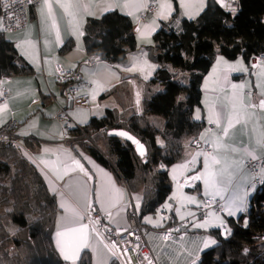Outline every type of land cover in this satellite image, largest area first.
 Returning a JSON list of instances; mask_svg holds the SVG:
<instances>
[{
  "label": "crops",
  "instance_id": "crops-1",
  "mask_svg": "<svg viewBox=\"0 0 264 264\" xmlns=\"http://www.w3.org/2000/svg\"><path fill=\"white\" fill-rule=\"evenodd\" d=\"M205 1L42 0L29 9V21L23 28L4 32L0 20V36L13 44L17 55L25 59L33 70L30 74H0V83L8 90L7 100L0 103V126L9 119L16 122L13 135L20 149L39 170L46 187L55 196L58 210L52 242L63 260L61 264H77L84 251L90 257V264H110L112 260L119 264L101 236L88 225L84 215L95 207L104 213L108 226L123 230L127 226V202L132 201L139 209L137 205L139 206L141 195L130 191L122 180L97 162L80 144L73 143L68 146L62 142L63 129L61 123L55 119L57 103L63 101L62 84L55 78L54 64L63 68H76L80 74L78 91L88 93L90 98L89 108L70 111L73 122L84 126L91 117L101 116L109 108L125 111L129 107L130 112L138 114L142 110L141 88L145 81L140 76L152 75L156 66L145 48L153 43L152 34L161 27L179 28L182 18L195 19L203 9ZM63 3L71 4L69 11L61 7ZM148 3H153L155 9L140 19V13ZM109 10H118L129 16L136 37V47L123 63L111 64L103 60L93 66L82 65L80 62L87 54L82 39L85 25L90 18L98 17ZM66 44L69 46L64 49ZM4 76L9 77V80H5ZM113 86L116 87L115 92H105ZM239 99L243 101V105L252 102L258 105L264 99V63L253 67L240 56L228 59L216 54L200 83V105L193 109L192 117L204 123L217 118L220 122H214L216 127L212 130L204 125L195 138L184 141L183 153L186 151L189 159L180 175L185 177L186 173L194 170V176H186V183L181 187L177 185L176 204H172L170 214L167 216L163 214L166 209L161 210L163 224L149 226L141 221L143 215L140 218L148 227L146 238L158 264H191L196 261L205 249L201 248L200 241L205 232L218 227L223 233L220 221L225 222L226 217L230 216L229 208L234 212L231 216L237 215L235 204L238 203L229 201L235 184L243 175L245 179L238 190L242 193L249 192V176L252 174L245 167V162L253 156L263 155L261 133H264V109L247 108L249 118L243 120L241 113L230 109ZM243 110L241 104L240 111ZM229 119L232 120L233 127L224 136L223 128L228 126ZM203 144H209L208 152L203 150ZM221 146H235L243 153L237 161L235 183L223 199L221 195L223 196L224 191L215 196L221 201V212L205 215L197 220L200 217L196 215L197 209L204 196L199 193L198 200H190L182 194V187L187 190L199 188L200 179L195 181V176L202 175L201 172L199 175L195 172V157L203 150L211 156L209 159L213 156L216 159L221 153ZM73 161H78L79 167ZM65 165L70 166V169L66 171ZM81 167L83 171L80 170ZM245 171L248 172L246 175ZM188 179H192L194 183L192 188L187 186ZM109 191L114 198V206L107 199ZM208 193L206 197L213 196L212 192ZM168 201L173 203V197L168 198ZM219 213L223 218L219 217ZM182 219H187L182 237L164 239L157 230L169 222ZM198 224L205 226L197 227ZM82 225L86 226L84 246L80 245L82 234L68 231ZM57 233L66 234L59 237ZM214 240L216 241L215 237ZM65 254L70 258L65 259Z\"/></svg>",
  "mask_w": 264,
  "mask_h": 264
},
{
  "label": "trees",
  "instance_id": "trees-1",
  "mask_svg": "<svg viewBox=\"0 0 264 264\" xmlns=\"http://www.w3.org/2000/svg\"><path fill=\"white\" fill-rule=\"evenodd\" d=\"M82 39L87 54L111 64L123 63L136 47L132 21L118 10L90 18ZM152 41L145 48L156 66L142 84L141 112L109 108L91 117L83 127L93 144L76 128L70 131L72 144H80L141 195L140 218L167 199L172 189L169 166L183 154L184 141L195 138L204 126L192 111L200 105V83L216 54L240 56L251 66L250 58L264 52V0H238L234 13L206 0L195 19L182 18L179 28L161 27ZM32 72L13 44L0 36V74ZM115 90L113 86L105 92ZM114 128L141 140L146 156H138L123 139L107 136ZM255 188L247 210L226 217L225 233L218 227L208 230L216 243L203 249L195 264H264V181ZM57 210L55 196L33 162L20 147L0 142V264L63 263L52 242ZM77 264H90L86 251Z\"/></svg>",
  "mask_w": 264,
  "mask_h": 264
},
{
  "label": "built area",
  "instance_id": "built-area-1",
  "mask_svg": "<svg viewBox=\"0 0 264 264\" xmlns=\"http://www.w3.org/2000/svg\"><path fill=\"white\" fill-rule=\"evenodd\" d=\"M42 0H1L0 1V20L2 31L9 32L27 25L29 21V9ZM219 6L230 13H234L238 9V0H214ZM155 9L153 3H148L142 9L139 18L143 19L148 13ZM235 10L234 12L232 10ZM103 59L95 54H86L81 60V64L85 66H93ZM264 63V52L254 54L250 58V64L253 67ZM54 75L58 82L62 84V103H57V111L55 119L61 123L63 129L62 142L68 146L75 140L70 131L76 128L83 139L93 144L91 138L87 134V128L72 121L70 111L76 108H89L90 98L88 93L79 92L80 74L76 68H63L59 64H54ZM5 80L9 77L4 76ZM8 97L7 88L0 83V103L5 102ZM16 122L13 119L7 120L0 126V142H11L20 147L17 143L13 129ZM205 127L212 130L216 127L214 122L206 121ZM21 148V147H20ZM202 148L205 152L209 151V144H203ZM245 167L252 174V182L255 186H259L264 181V152L261 157L255 160L249 158L245 162ZM180 186L186 183L185 177H181L178 181ZM208 210L216 212L222 211L221 201L213 196L203 197L197 209L196 215L204 217ZM166 214V212H163ZM86 222L96 233H98L105 245L108 247L113 257L119 264H158L155 254L151 249L146 238L148 227L140 221L139 209L135 207L132 201L126 204L127 226L123 230H117L106 224L104 213L95 207H92L84 215ZM187 225V219L172 221L169 224L157 228L161 236L172 239L174 237H182L185 234L184 228ZM223 222V227H226ZM165 239V238H164Z\"/></svg>",
  "mask_w": 264,
  "mask_h": 264
},
{
  "label": "rangeland",
  "instance_id": "rangeland-1",
  "mask_svg": "<svg viewBox=\"0 0 264 264\" xmlns=\"http://www.w3.org/2000/svg\"><path fill=\"white\" fill-rule=\"evenodd\" d=\"M151 76V75H149ZM149 76H140L142 79L141 80H146L149 78ZM241 104H243V101H241L239 99L238 103H236L233 106L230 107V109H234L235 112H239L242 114L241 110ZM243 110V108H242ZM244 120V119H243ZM242 156L243 153L240 149H238L237 147L233 146V147H229V146H221V153L217 155L216 160L219 161V163H214L213 159L214 156L211 159H208L207 161V166H206V162H205V153L203 150H201L200 152H198L197 156L195 157L194 160V164L195 166H197L196 171L199 175V173L201 172L202 177L200 178L199 181V188L198 189H194V190H187L184 187H182V194L185 195V197L190 198V200H198L200 198V195H203L204 197H206V191L207 192H214V189H206L205 186V176L204 174L208 171L217 173V179L218 181H222L219 182L217 184V187L220 189H226V190H222L223 192V198L225 197L226 194H228L229 189L232 187L233 183H235V176L237 174V161L239 160V156ZM209 158L211 157L210 155H208ZM189 156L187 155V152L185 151L181 157L175 161L173 164H171L169 166L168 169V173H169V179L170 182L172 184V191L170 193V195L168 196V198L173 197L174 201L173 203L168 201V198L157 207L156 211L153 213H146L142 216L141 221L148 224L149 226H159L162 225L164 220V216L162 215V211L163 209H166V215L168 216L170 214V209L171 207L176 204V191L178 189V180L180 177H182L180 175V173L182 172V170L184 169V166L186 164V162L188 161ZM194 173V170L191 172H188L185 174V177L188 178L191 177ZM223 173V175L221 176L220 174ZM248 172L245 171V175ZM194 176V175H193ZM197 177V176H195ZM250 178V187H249V192L248 193H242L240 192L238 189L239 185L242 186V183L245 179V176L243 175L242 178H240V181H238L235 186L234 189L232 191V195H231V200L229 202H234L238 203L240 198H243L244 200V210L243 211H237V215L245 212L249 206V198L252 194H254L255 192V185L252 183V176H249ZM198 180V179H197ZM188 184L187 186H190L192 188V186L194 185V183H192V179H188ZM196 181V179H195ZM178 185V186H177ZM181 187V186H180ZM246 190V189H245ZM175 197V198H174ZM202 198V197H201ZM173 204V205H172ZM225 206V203H222ZM235 206L237 207L238 205L235 204ZM214 211V210H213ZM206 212V215H210L212 213H217V212ZM219 217L223 218L222 215L219 213ZM147 218V219H146ZM198 219H202V217H197ZM219 226V225H218ZM221 227V226H219ZM221 230L223 231V233H225V228L221 227ZM206 240H214V235L209 233V232H205V236H202V238H200V241L202 243V247L201 248H205L204 247V242ZM211 246V245H210Z\"/></svg>",
  "mask_w": 264,
  "mask_h": 264
},
{
  "label": "snow or ice",
  "instance_id": "snow-or-ice-1",
  "mask_svg": "<svg viewBox=\"0 0 264 264\" xmlns=\"http://www.w3.org/2000/svg\"><path fill=\"white\" fill-rule=\"evenodd\" d=\"M30 2H31V0H29V3ZM46 2H47V0H46ZM61 7H64L65 8V11H69V9L71 8V4L70 3H63V4H61ZM164 7H167V5H164ZM232 11L234 12L235 10L233 9ZM129 70H131V69H129ZM257 107H259L260 109H264V99H261L259 101V104L258 105L256 103H254V102L249 103L247 105H243L242 104V108L244 110L242 112L241 118L247 120L249 118V113L247 112L246 109L247 108L255 109ZM197 118H199V117H197ZM210 122H215V123L219 124L220 121H219V118H217L215 121L210 120ZM237 122H239V119L237 120ZM232 127H233V122H232L231 119H229L228 126L223 128V135L224 136H227L228 133H229V129L232 128ZM116 134L117 135H120V136H123V137H125L128 140H132L133 143H135L137 145V150L139 151L140 155L141 156H144L145 153H144V148H143V145L142 144H140L138 141L134 140L126 132H119V133H116ZM261 146L264 147V133H261ZM208 159H209V156L207 154H205L206 166H207ZM212 159H213V162L214 163H219V161L216 160L215 158H212ZM255 159H256V157L253 156L252 157V160H255ZM72 163L75 164L77 167H79V162L78 161H73ZM65 168H66V171H67V170L70 169V166L65 165ZM71 170H74V169H71ZM80 170L83 171V168L81 167ZM217 175H218L217 173H214V172H211V171H208V172H206L204 174V176H205V186H206V189H214L215 190L214 192L211 193L213 195V198H215V196H217V195H221V191L222 190H226V189H220V188L217 187V184L219 182H222V181H218ZM220 175L222 176L223 173H221ZM200 178H201L200 176L195 177V179H200ZM207 194H209V193L206 191V195ZM107 199L110 202H113L114 201V198H113V196L111 194V191L108 192ZM221 199H223V196L222 195H221ZM192 202H195V201H192ZM113 206H114V202H113ZM137 207H139V206L137 205ZM243 210H244V200H243V198H240L239 199V202H238V206L236 207V211H243ZM73 215H75V212L74 211H73ZM228 215H230V216L231 215H234V212L231 210V208H229ZM246 223L247 222H245V224ZM220 224H221V226H223V221H220ZM196 226L197 227H204L205 225L204 224H198ZM68 231L71 232V233H80V234H82L80 245L81 246H84V240H86V226L82 225L80 228H73V229H69ZM65 234L66 233H57V235L59 237H63ZM164 238L167 239V237H164ZM215 243H216L215 240H206L204 242V247L207 248L210 245L215 244ZM64 258L65 259H69L70 257L67 254H65ZM149 264H151V262H149ZM193 264H195V261H193Z\"/></svg>",
  "mask_w": 264,
  "mask_h": 264
},
{
  "label": "water",
  "instance_id": "water-1",
  "mask_svg": "<svg viewBox=\"0 0 264 264\" xmlns=\"http://www.w3.org/2000/svg\"><path fill=\"white\" fill-rule=\"evenodd\" d=\"M119 132H126V133H127L129 136H131L134 140H136V141H138L140 144H142V145H143V148H144V153H145L144 156H146L147 151H146V147H145L144 143H143L141 140H139L136 136H134L133 134H131L129 131H127V130H125V129H122V128H114V129H109V130L106 132V135H107V136L119 137V138L123 139L124 141H126L127 143H129V144L133 147L135 153H136L138 156L143 157V156L140 155L139 151L137 150V145H136L135 143H133L132 140H128V139H126L125 137L116 134V133H119Z\"/></svg>",
  "mask_w": 264,
  "mask_h": 264
},
{
  "label": "bare ground",
  "instance_id": "bare-ground-1",
  "mask_svg": "<svg viewBox=\"0 0 264 264\" xmlns=\"http://www.w3.org/2000/svg\"><path fill=\"white\" fill-rule=\"evenodd\" d=\"M204 125H205V123H204Z\"/></svg>",
  "mask_w": 264,
  "mask_h": 264
}]
</instances>
